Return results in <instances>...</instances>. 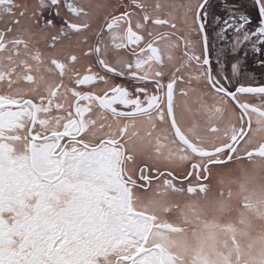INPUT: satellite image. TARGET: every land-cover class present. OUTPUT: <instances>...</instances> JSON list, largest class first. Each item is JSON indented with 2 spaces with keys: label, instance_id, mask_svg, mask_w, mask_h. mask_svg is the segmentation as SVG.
<instances>
[{
  "label": "snow or ice",
  "instance_id": "snow-or-ice-1",
  "mask_svg": "<svg viewBox=\"0 0 264 264\" xmlns=\"http://www.w3.org/2000/svg\"><path fill=\"white\" fill-rule=\"evenodd\" d=\"M253 66L264 0H0V264H264Z\"/></svg>",
  "mask_w": 264,
  "mask_h": 264
},
{
  "label": "rangeland",
  "instance_id": "rangeland-1",
  "mask_svg": "<svg viewBox=\"0 0 264 264\" xmlns=\"http://www.w3.org/2000/svg\"><path fill=\"white\" fill-rule=\"evenodd\" d=\"M251 65V61L249 62ZM252 70L255 72V77L257 81L264 82V69L253 66Z\"/></svg>",
  "mask_w": 264,
  "mask_h": 264
}]
</instances>
